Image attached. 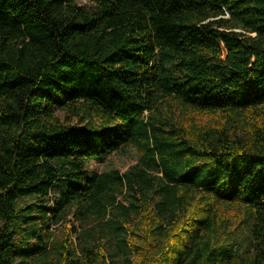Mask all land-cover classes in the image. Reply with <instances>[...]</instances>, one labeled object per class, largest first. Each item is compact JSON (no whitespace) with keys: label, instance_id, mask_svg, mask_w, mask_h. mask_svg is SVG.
<instances>
[{"label":"trees","instance_id":"16d2710c","mask_svg":"<svg viewBox=\"0 0 264 264\" xmlns=\"http://www.w3.org/2000/svg\"><path fill=\"white\" fill-rule=\"evenodd\" d=\"M79 1L0 0V264H264V0Z\"/></svg>","mask_w":264,"mask_h":264},{"label":"rangeland","instance_id":"374dc122","mask_svg":"<svg viewBox=\"0 0 264 264\" xmlns=\"http://www.w3.org/2000/svg\"><path fill=\"white\" fill-rule=\"evenodd\" d=\"M79 5L86 8H92L94 7V2L92 0H80ZM57 117L61 123H72V125H78L80 122L78 119L73 118L72 115L66 113V112H58ZM201 122L206 123L210 121L209 116H199L198 118ZM137 163V153L136 150L132 147L128 148V151L125 154H117V153H111L108 155V157L104 161H93L90 164H88L86 170L89 173H97L102 174L105 172H110L113 170L119 171L121 174L128 171L130 168H132ZM61 187L58 185L52 189L51 192V198L55 199L56 196L60 193ZM230 216H238L237 208H235L232 212H230ZM70 229V230H69ZM81 226L78 224L77 221H75V217L72 214L67 215L59 224H56L53 227V230L56 234V238L58 240H62L66 234V232L69 230L71 232V235H74V231H81ZM242 231H237L236 237L239 240H237L236 247L238 249H241L246 245L245 237H243ZM71 238V237H70ZM74 237H72L73 239ZM147 249V247L145 246ZM118 264H121L119 262Z\"/></svg>","mask_w":264,"mask_h":264}]
</instances>
